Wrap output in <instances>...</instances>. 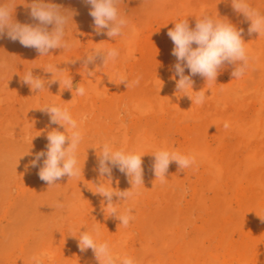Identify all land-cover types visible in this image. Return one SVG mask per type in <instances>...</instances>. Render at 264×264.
I'll list each match as a JSON object with an SVG mask.
<instances>
[{"label": "rangeland", "instance_id": "rangeland-1", "mask_svg": "<svg viewBox=\"0 0 264 264\" xmlns=\"http://www.w3.org/2000/svg\"><path fill=\"white\" fill-rule=\"evenodd\" d=\"M0 2H3V0H0ZM31 2H32V0H15L16 6H15V9L13 12V18L16 21L21 22V23L23 21H27V22L32 21L31 16H30V7H29ZM50 2L55 3L58 6H60L63 10H66V11L72 13V21L70 22L69 31H68L67 36H66V37H68V40L71 39L70 41H71L72 47L69 49H66V50H64L62 48L52 49V50H50L48 55L40 56V54L34 48L24 47L21 44H19V42H18L17 43L18 45H16L18 48L16 47V49L13 53V59H12V64H11L12 66H11V71H10V73H11L10 74V76H11L10 87L12 88L11 91L13 93L11 95H9V99L10 98H13V99L9 100L7 98L8 96H4V94L2 93V92H4V90L2 88V90H3L2 91L1 87H0V93L3 94V95L0 94L2 96V98H0V102H2V103H0V190H1L0 191V264H32L31 258L33 255L41 253L42 252L41 249H43L45 251L47 250V249L42 248V247H40L41 249L36 250V248H38V245H39L38 243L40 242V241H38L39 238L36 235L38 233H41V231H43V232L45 231L44 232L45 234L42 232V235H45L46 237L42 236L41 234L39 235V237H40L39 240H42V239L45 240V241L42 240L43 244L41 241L40 245L42 246V245L47 243L46 241L54 240L55 237H57V234H59L60 237L62 236L61 240L59 237V240L55 239L54 241H51V242H55L57 247H59L60 242L63 241V237H64L63 235L65 232L64 227H60L61 223H67L70 220L71 221L67 224H73L74 225V223H76L75 227H81L78 223H80L79 221H81V223L83 224V221H84L83 227L86 228V231H89V232H92L94 228H96L98 230H99V228L100 229L102 228L101 229L102 232H100V234L103 233V235L101 234V239L103 241H107L110 243L112 241L114 232L117 230V228H115L116 227V224H115L116 219H114L113 216H108L107 211L106 212L104 211L105 207H103V206L100 207V210H101V212L99 213V214H101L100 216H97V215L96 216L95 215L89 216V214H87L90 211H91L90 215L93 214L92 210L94 211V208H95V211L99 210L98 205H96V207L95 206L93 207L94 204L99 203V200L96 197H98L99 199L101 198L100 195H98V194L95 195V198L97 201L90 202L87 200V202H86L87 204L85 203V207H84L86 209L83 210V213L80 212L81 217L79 216V213H78V214H71V215H74V217L73 216L70 217V215H69L70 220H68L67 222H65L63 219H61L62 220V222H61V220L58 217L56 218L57 220L52 219V217H54L58 214L60 207L57 204H53V202H49V203H47V205L45 204L46 205L45 206L43 202L41 203V199L37 198L38 199L37 200L34 197L35 193H37L38 190H40V189L42 190L43 187H49V185L46 182L42 181L38 176L39 168L43 166V158H41V160L38 162L36 167H33L32 161L35 159V154H32V155L25 157L24 155L15 154V152H12L13 150L20 148L21 146L22 147L24 146V147L30 149L31 152H33V148H35V146L39 142H44L45 140H47V133H46L47 130H43V128L40 126L41 123L39 122V120L29 119V122H24L25 120L20 121L17 118L18 110L20 109L21 104L22 103L25 104L26 102H28L30 100L28 98H31V99L35 98L37 101V104L38 105L40 104L38 107H41V106L43 107L44 102L46 101V100L45 101H43V100L48 98V95H53V96L55 95V97L58 96V98H56V100L53 97V99H54L53 104H55V102H56V105H59L61 107H67L70 110V113L72 114L73 118L79 116L78 115L79 109L86 107L88 105L89 100H90L91 101L90 102L91 109H94V110H91V112H93V113H91L90 111H88L86 113L87 114V120H85V121H90L92 118V115H94V114L97 115L98 119L103 120V121H109V119H110L109 118L110 117L109 112L106 109H104V111H103V108H100V107H102L100 99H96V97H94V96H91L89 98L83 97V99H81L82 97L77 95V96H79V97H77V98H79L77 101L76 93L74 92L75 86L78 85L79 83L83 84L84 79L82 80L83 77L77 70H74L73 68L71 69V67L70 68L68 67L67 69H65L66 66L62 65L63 59H66L69 56L71 58V61H72V59L74 57L73 56L74 53H75L74 54L75 55L74 59H75V58H77L76 56L79 55V53H81L80 51L82 48H84V49L90 48L88 41H90L89 39H91V34L95 30L94 24H93V18L89 15L91 6L86 4L84 2V0H50ZM249 3L253 7L259 9L262 13H264V0H249ZM120 8H121V11H125V13L127 14V19L131 23V24H129V26L136 27L135 30L136 31L138 30L136 32V34L133 35V41H132L133 44L130 45V48H133L134 51H132L130 49V52L132 51V53H129V47L126 48V46H123V45L120 46V44H122L120 37H116L115 39H112L103 33L99 36V37H101L100 39H101L102 47L103 48L106 47L104 49H108V48L112 49V48L116 47L115 49H117L118 51L120 50L119 54H121V55H125V54H122L124 52L125 48L128 49V52L126 53V51H125V53L128 56L130 54V57L127 56L128 58L126 57L124 60V57L122 56V60H124V64L126 65V66L124 65L125 68H127L126 73L127 72L128 73L126 76H127V80L129 81L130 86L126 87V83H123V85H121V88H123V86H124L125 87L124 90L129 91V90L134 89V90H137V91H139L141 93H145V94H156L159 96L161 95V97L169 95L171 93L172 89L174 88V86H175V91H177L176 81L172 80V78L174 77V74H175V67L174 66L177 63V59L171 53L172 47L170 48V46L173 42L171 41V39L167 35L169 29L174 28L175 22L186 19L188 21L189 27L194 28L197 19L201 18L203 15H209L213 18H218V17L225 18L226 17L238 29H243L244 42L248 40L251 47L247 48L249 50L250 61H249V66H248L245 74L241 78H239L241 81L232 77L231 73L234 70L235 65H230V64H226L222 67V69L219 71L216 82H206V79L199 76V75L192 76V77H194V79H196V81L198 83H200L199 84L200 86H202L204 88H205V86H208L207 89H209V88L214 89L215 91H213V90L211 91V92H213L212 94L214 96L212 94H210L211 92L210 93L208 92V94H206V95L207 96L209 94L210 95L208 96V99L207 98L205 99V101L202 105H196L195 104L194 106H192L188 110V112H184V114L181 111L179 112V111L173 109V107L171 105L169 107V105H166L167 103H162V106L160 107V109L156 110L157 113H155V111H154V113L150 112L148 114L146 113V114L141 115L139 113H136L135 111H132L131 108L128 106V99L125 96L126 95L125 93H124L125 95L123 98L124 103L122 105L123 115L127 116V121L129 123H131V122L139 123L144 128L151 129L152 131H154L156 133L157 132H164L168 138L169 144L171 143L170 144L171 146L173 144L175 145V146H172L170 151H176V152H179L180 154L187 155V152H186L187 151V148H186L187 143H189V141L191 139L198 137L202 140L204 139V143H206L210 148L214 149L215 155L218 159L219 158L220 159L225 158V159L230 160V161L238 159L242 153V150L240 147V140L241 139L237 135L235 128L233 129L231 127V125L230 126L228 125L227 127H225V124H228L229 122L233 121L234 119H235L234 121H236V120L238 121L241 119L242 120L243 119H253V118L255 119L256 116L264 118V101L261 100L259 97H257V95L255 93V92H257L258 88L260 89V91L264 89V65H263L264 64V45H263L264 44V36L262 37V35H259L258 33H253V34L248 33L250 21L245 20V18L243 17L242 14H238L233 10V8L231 6V0H123V3L120 5ZM25 18H27V19L25 20ZM28 19L29 20L31 19V20L29 21ZM34 23H38V21L33 22V24ZM132 23H133V25H132ZM127 28H125L124 30H126ZM49 30H51V26L49 27ZM72 33H74V34L72 35ZM73 36H75V37H73ZM134 36H135V38H134ZM0 39H2V38H0ZM254 40H255V42H254ZM118 42H120V43H118ZM75 44H78V45L76 46ZM254 45H256V46H254ZM252 48H253V50H252ZM168 52L170 53V55L168 54ZM133 53L134 54L136 53V54L134 55ZM131 54H132V56H131ZM57 55H59V57H56ZM66 55H68V56H66ZM62 56L65 58H63ZM131 58H133V59H131ZM79 59H75L76 61L73 62L74 65L76 64V68H78L80 66L81 61ZM77 63H79V64H77ZM47 64L48 65H50V64L51 65H57V68L59 70H64V71L57 72L54 76H52L53 75L52 73L46 72L44 70L45 68L48 67ZM59 66H61V67H59ZM29 69H32L34 76H39V77L42 76V79L45 78L44 79L45 88L41 89L40 91L35 90L37 93L35 91H33L27 84L23 83L22 77L25 75V73ZM185 71L189 74V70L187 68H185ZM155 74H157V77H154V76H156ZM5 75H6V73L0 71V79ZM161 76L167 77L169 80H171V82H173L172 84L174 86L172 87L171 84L168 86L165 85V87L159 86L156 82H154L156 80L152 81V79H157L158 77L160 78ZM70 77L73 80V89H71V90L66 89L64 83L60 84L59 81H53V79L64 80V79L70 78ZM137 78H139V84L132 86L131 82L135 81ZM46 79H47V81H46ZM204 83H206L207 85ZM237 83H238V85H237ZM107 84H108V90H110L111 92L118 91L120 88L118 85L111 83V82L110 83L108 82ZM232 84H234V85H232ZM229 85H230V87H229ZM247 85L250 87L246 88V87H248ZM231 86H232V89H231ZM244 87H245V89H242ZM253 87L256 88L254 93H253V90H254ZM225 89H226V91H225ZM249 89L252 91V93H250L251 91ZM50 90L52 91V93L50 92ZM28 92L30 94L31 93L32 94L35 93V94L30 95ZM42 93H44V94H42ZM71 93H73V94H71ZM221 93H223V94H221ZM262 93L264 94V91ZM13 94H14V96H13ZM28 94L31 97H29ZM61 94H63V95H61ZM218 94H220L221 96ZM225 94L226 95L230 94V96L228 95V97H227ZM239 94H240V96H239ZM252 94H254V95H252ZM223 97L228 98L229 102H228V100L225 101V99ZM87 98H88V101H87ZM258 99H259V103H258ZM75 100L77 102H74ZM83 100L86 102H83ZM206 100H208V101L206 102ZM260 100L263 102V104ZM92 101H93V103H92ZM72 103H75V104L73 105ZM94 103L96 105H93ZM195 106H196V109H198L197 111H199V112L195 111ZM92 107H95V108H92ZM96 107H98V108H96ZM165 107H166V109H165ZM161 108H163L162 109L163 112L165 111L164 113L162 112ZM193 108H194V111H193ZM95 109H97V110H95ZM174 110L176 112H179V113H175ZM200 110H201V113H200ZM90 113H91V115H90ZM100 113H101V115H100ZM191 113H192V115H191ZM254 113H256V114H254ZM259 113L261 115H259ZM86 114L84 113V116ZM172 114H176V115H172ZM203 114H205L204 115L205 117H203ZM138 115H139V117H138ZM208 116L213 117V119H209ZM206 117H208V118H206ZM225 117H227V118H225ZM249 117H253V118H249ZM197 118L198 119L200 118V119L195 120ZM228 118L230 119L229 121L227 120ZM237 118H239V119H237ZM219 120H222V121H219ZM223 120H225L226 122L224 123ZM36 123H37V125H34ZM21 128L23 130H21ZM26 128H27V130H26ZM39 128H41V129H39ZM17 129H18V131H17ZM232 130H234L235 132ZM251 139H253V140L252 141L250 139H247V140H249L250 141L249 143L250 144L252 143V146H254L257 143V141L255 138H251ZM246 142L248 143V141H246ZM33 143H34V145H33ZM237 144H238V146H237ZM250 144H249V146H251ZM183 145H185V147ZM173 147H174V149H173ZM175 147H177V148H175ZM184 148L186 151L184 150ZM188 154H190V153L188 152ZM230 155H231V157H230ZM230 158H232V159H230ZM174 163L175 162L170 163L168 171H169V173L174 174L177 177V179H179V181H180L179 182L180 195H179V198L177 199L176 203L174 202L173 204H171V202L170 203L164 202V204H166V205L171 204V206L173 208L175 207L174 210L176 212V217L178 216L179 221H181V223L183 224L182 228L183 229L186 228L184 231L187 230L188 234H189V232L193 228L203 230L202 238H203L205 245L208 248H210V249H212V250H214L220 254H224V255L227 254V252H229V249H231L230 247H232L233 244L237 242V240L240 241L241 239L244 238L243 234L247 233L246 230L248 229V227H246L247 222L253 218V213L251 211H248L247 209H246L247 211L245 210V212H248V214H249V212H251L249 214V217L246 214H244L245 212L243 210L244 206H243L242 202L244 200H246L249 197V195L252 194L254 191L252 185L247 180L248 178H246V177L250 176L251 172L254 169H252V167L249 168V170L250 169L251 170L244 173L247 176L244 175L245 176L244 177L242 175L243 178H238L239 181H238V179H233L232 177H227V176L222 177L218 182V183H220V187H219L218 183L208 184V183H210L207 179L208 175L206 173V170L204 169L203 164L202 163L199 164L200 163L199 161H197V163H195L191 167L184 169L185 171L181 170L179 168V166L177 165V163H175V164ZM178 169H180L179 173H177ZM255 169L256 170H262V169H264V167L258 166V167H255ZM186 176H188V177H186ZM244 178L246 180H244ZM184 181H185V184H187V185L184 184ZM220 181H223L222 187H221ZM1 185H3V186H1ZM184 185H185V187H184ZM205 185H207V186L210 185L211 187L216 186V188H214L216 190H214L212 188V190L209 191L208 189L210 187L207 189ZM203 186H205V187L202 188ZM182 187H183V189H182ZM4 188H7L6 192L3 191ZM200 188H201V190H203V191L205 190V191L204 192H202L201 190L199 191ZM217 188H220L221 190H218ZM225 188L227 190V193L225 192L226 191ZM232 188L234 190H232ZM238 188H240V189H238ZM235 189H237L239 191L236 192ZM240 190H241V192L244 191L242 193L243 196H242V194H240L241 196L239 194H237L238 192H240ZM194 191H196V192H194ZM206 191H209V192L206 193ZM220 191H222V194ZM39 192H41V191H39ZM217 193H220L223 196L224 202H227L226 205L224 206V208L221 210V212L224 210L223 213H220L219 210H217L215 205H214V200H215L214 195H216ZM224 193H226V194H224ZM196 194H198V195H196ZM211 194L213 197H211ZM199 195H201V197H200L201 199L199 198ZM181 196H183V197H181ZM238 196H239L240 200L237 199ZM148 197H145L147 199L146 200L144 199L145 200L144 203L150 204V202H151L150 205L152 207L154 206L155 208H157L158 204H160L161 201H159V199L156 201H154V200L152 201V199H149ZM180 197L182 198V200ZM197 197H198V199H197ZM225 198H228V199H225ZM202 199H203V201L201 202ZM33 200H35L34 202H36V203H34ZM149 200H150V202H149ZM113 201H114V198H113ZM196 201L200 202V203H197ZM162 203H163V201H162ZM1 206H3V207H1ZM211 206H213V207H211ZM90 208H92V209H90ZM204 208H206V209H204ZM234 208L236 209L235 210L236 212L234 211ZM87 209H90L89 212ZM226 209L227 210L229 209V210L226 211ZM232 209L234 212H232ZM241 209H242V211H240ZM191 210H192V212H190ZM237 210H238V213H237ZM229 211H231L232 214ZM217 212H219V213H217ZM30 213H32V214L30 215ZM177 213H179V214H177ZM189 213H192L191 217H189ZM261 213L258 215V218H262L264 220V215H263L264 212L262 214ZM218 214H220V215H218ZM230 214H231V216H230ZM237 214L239 215V217L236 216ZM211 216H212V218H210ZM246 216L248 218H250V217H252V218L249 220L248 218H246ZM49 217H51V218L49 219ZM66 217H68V216H66ZM69 217H68V219H69ZM213 217H215L216 220ZM39 218H42V219L40 220ZM64 219L66 220L67 218H64ZM83 219H85V220H83ZM209 219H210V221H209ZM246 219H248V221ZM45 220H50L53 222H51V224H50V222L47 223L48 221L45 222ZM95 220H97V222ZM223 220H225V222ZM228 220L231 221V222H229L231 224L227 225ZM40 221H44V223H47L48 226H46V227H49V229L46 228V230H45V228H42L43 224H41ZM196 222H198V223H196ZM54 223H56V224H54ZM38 224L42 227L41 228L37 227ZM232 224H235L236 226L235 225L233 226ZM243 224H246V225H243ZM255 224H257V223H255ZM225 225H227V228H225L226 230H224ZM231 225L233 226L232 229H230ZM104 226H108V228H104ZM208 226L212 227L210 229V231L207 230ZM256 226L257 227H254V230L256 232L264 231V227L262 226V223H259V220H258V224ZM56 227H58V229L60 227V230L62 228L63 232H60V233L55 232L54 229ZM128 227L130 229L132 228L131 230L134 233L136 232L138 234L141 232L140 227L136 228L135 226H132L130 223H129ZM128 227H126V228L129 229ZM152 227H153V229H152ZM237 227L240 229H238ZM243 227L244 228L246 227L247 229L245 228V231H244ZM39 228L42 229V230H40V232H39ZM145 228H146L147 236L151 239V241L153 240L152 243L154 245H156V243L157 244L159 243L158 244L159 246H157V248L160 249L163 253L165 252L166 256L170 255V254H166V253H168L170 251L174 252V250L171 249V248H174L173 241H171L167 245H164L163 243L158 241L159 235H158L157 227H154V225H151V227H145ZM174 228H175V230H174ZM174 228H172L174 231L171 229L172 235L170 234V236H172V239H173V235L176 236V235L181 234L184 236L185 232L182 231L179 233L180 230L176 227H174ZM236 228H237V230L233 231ZM154 229H156V230H154ZM19 230H20V232H19ZM101 230H99V231H101ZM155 231H156V233H154ZM172 231L174 234L172 233ZM229 231H231V232L229 233ZM232 231H233V233H232ZM211 232H213L212 233L213 236H212ZM33 233H35V234H33ZM207 233H208V235H207ZM223 233H225L227 235L230 234V236L227 237L228 240L225 242V244H223V242L221 241V234H223ZM235 234H236V236H234ZM48 235H49V237H48ZM238 235H239V237L242 235L243 236H242V238L238 237L239 239H237ZM50 236L53 238H51ZM185 236H187V233L185 234ZM205 236H207V237H205ZM32 237L35 239H33ZM42 237H44V238H42ZM47 237L49 238V240ZM210 237H211V239H210ZM217 237H219V238H217ZM56 240H58L59 243H57ZM156 240H157V242H156ZM212 240H213V242H212ZM128 244L131 245V242L129 241ZM160 244H162L163 246H161ZM169 245H170V247H167ZM35 246H36V248H35ZM71 246L74 248V244H72ZM160 246L162 247V249L160 248ZM171 246H173V247H171ZM72 247L69 250L68 254H71L69 256H68V254L63 255L61 253H56V255H55L53 253L52 254L48 253V255L49 254L51 255L50 259H45L44 264H60V261H61L60 258H62V259L64 258V260H65V257H68L66 259V261L69 260V257H71L75 252V250H74L75 248L73 249ZM226 247L228 248V250ZM169 248H170V251H169ZM163 249H165V250H163ZM172 252H170V253L172 254ZM153 256H155V255H153ZM66 261L64 262L65 264L68 263V262L66 263Z\"/></svg>", "mask_w": 264, "mask_h": 264}, {"label": "bare ground", "instance_id": "bare-ground-1", "mask_svg": "<svg viewBox=\"0 0 264 264\" xmlns=\"http://www.w3.org/2000/svg\"><path fill=\"white\" fill-rule=\"evenodd\" d=\"M26 19L27 18H25V20ZM33 22H37V21L32 19V21H30V22L23 21L22 23L33 24ZM129 24H131V23H129ZM132 25H133V23H132ZM132 28L136 29V27L129 26L126 30H124V35L120 36V39L122 41V44H120V46L123 45V46H126V48L129 47V53H132V51H134L133 48H130V45L133 44L132 43L133 33L131 31ZM73 34L74 33H72V35ZM100 35L101 34L98 35L96 33V31L94 30V32L91 34V39H89L90 41H88L90 48L89 49L82 48L83 50L81 49V51H80L81 53H79V55L76 56L77 58H75V59L80 58L79 60L81 61V62L79 61L80 66L79 67L77 66L78 68H76V64L75 65L73 64V62L76 61L74 59L75 53L73 54L74 60L72 59V61H71V58L68 55H66V56H68L67 57L68 59L67 58L63 59V64L62 63L61 64L66 66L65 69H67L68 67L69 68L71 67V69L73 68L74 70H77L82 75V77H83L82 80L84 79V82H83V84H81V86L86 89V94L84 96H81L82 97L81 99H83V97L89 98L91 96L96 97V99H100L101 106H102L100 108H103V111H104V109H106L109 112V116H110L109 118L110 119H109V121H103V120L98 119L97 115L94 114V115H92V118L90 121H84L82 124H80L81 130L83 132V140H82V142L79 146V149H78V161H79V167L81 168V174L75 178H69L68 176H65V177L59 179L58 181H56L57 184L51 185L49 187H43L42 190L41 189L38 190L39 189L38 188L37 189L38 192L35 193L34 197L36 199L37 198L41 199V203L43 202L44 205L45 204L47 205V203H49V202H53V204H57V205L62 204L63 205L62 207L59 206L60 209H59L58 214H57L58 216L56 215V216L52 217V219L55 220L58 217L60 220L63 219L65 222H67L68 220H70V217H72V216L74 217V215H71V214H78L79 213V216H80V212L83 213V210L86 209L84 207H85V203L87 202V200L90 202H92V201L95 202V201H97L96 200V198H97L99 200V203L94 204L93 207L94 206L96 207V205H98L99 210H100V207H102V206L105 207V205L107 203L105 198H103L102 196H100L101 197L100 199L98 197L95 198L96 194L94 192L96 191V185L103 183L105 187H109L111 184V186L113 188H117L121 191L130 190L131 184L129 182V178L124 173H121L120 171H118L116 168H113L112 175H111V182L108 181L109 177H107L106 175L104 177H101L99 172H98V155L100 154L101 146L105 142H110L114 146V148H116V149H123V150L129 151V152L134 151V152H137L138 154L143 155L142 156V162H143L142 167L144 170L143 171V183H144V185L139 186V188L132 189L134 192H136L138 194L135 195L133 198L127 200V201H123L119 197H115V196L113 197L114 198L113 203L117 204L116 206H117L119 212L123 213L125 211V209H128V208L132 209L131 214L134 216V219L130 221V224L132 226H135L136 228L140 227V231H141L140 233L137 234L136 232L134 233L131 230L132 228L130 229L128 227L129 229H127L123 225H119L120 221L113 216L114 219H116V223H115L116 227L115 228H117V230L114 232L111 243L110 242H108V243H110V245H116L115 250L119 254L132 257L135 261V264H264V231L256 232L254 230V227H257L256 225L258 224V220H259V223H262V226L264 227V220L262 218H258V215L264 210V169H262V170H256L255 169V167H258V166L264 167V118L256 116L257 118L255 117V119L253 117H249V118H253V119H243V120L241 119L238 121L237 120L234 121L235 119L234 120L232 119L233 121H231L227 124L229 126L231 125V127L233 129L235 128L237 135L241 139L240 140V147H241L242 153H241V156L236 160L230 161V160H227L225 158H223V159L219 158L218 159L215 155L214 149L210 148L206 143H204V139L202 140L198 137L191 139L189 141V143H187V146H186L187 151L184 148V150L187 152V154H188V152L196 154V160L200 162L199 164H201V163L203 164L204 169L206 170V173L208 175L207 179L210 182L208 184L218 183L222 177H226V176L232 177L233 179L243 178L242 175L243 176L246 175L244 173L251 170V169L249 170V168L252 167V169H254L251 172L250 176L246 177V178H248L247 180L252 185L254 191L252 194L249 195V197L246 200H244L242 202V204L245 208V209L243 208L244 212L247 209L248 211H251L253 213V218L252 217L248 218L249 214L251 212H249V214H248V212L244 213L248 216V217L246 216V218H248L249 220L252 218L250 221H248V219H246L248 221L247 226H246V227H248V229L245 227L247 229L246 230L247 233L243 234L244 235L243 239H241L240 241L237 240V242L234 243L233 246L231 245L232 247H230L231 249H229V252H227V254H225V255L220 254V253L208 248L205 245L203 238H202L203 230L193 228L188 234L187 230L184 231L186 228H184V229L182 228L183 224L181 223V221H179L178 216L176 217V212L174 210L175 207L173 208L171 206V204H173L174 202L176 203V201L180 195V185H179L180 181H179V179H177V177L174 174H171V173H169V171H167L166 182L161 183L160 180L156 179V177L154 175V171H153L154 153L161 148H164V149H167L170 151L172 146H175V145L173 144L171 146L170 145L171 143L169 144L168 138L164 132H157L156 133V132L152 131L151 129L144 128L139 123H136V122L129 123L127 121V116H124L123 112H122V105L124 103L123 98H124L125 94H126L125 96L128 99V106L131 108V110L135 111L136 113H139L141 115L146 114V113L148 114L150 112L154 113V111H155V113H157L156 110L160 109V107L162 106V103H167L166 105H169V107L171 105L173 107V109H175L179 112L181 111L184 114V112H188V110L192 106H194L195 103H193L192 100L187 95H184V93H182V92L178 93V90L175 91V86L172 84L173 82H171V80H169L167 77L161 76L160 78L158 77L157 79H152V81L156 80L154 82H156L159 86L165 87V85L168 86L170 84L172 87L174 86L171 93L167 96H164V97H161V95L159 96L156 94L141 93V92L134 90V89L129 90V91L124 90L125 89L124 86H123V88H121V85H123V83L119 84L117 77L119 74L127 75V73H128V72L126 73L127 68H125L126 65L124 64V60L128 56L126 54L128 52V49H126V48L124 49V52L122 53L125 55L119 54L118 58L115 61H109L107 64L103 65L102 58L97 57L95 59V61L93 63L88 64L87 68H86L85 63H84V61L86 59L85 54L90 53L91 50H93V49H97V48L104 49V48H106V47H104V48L102 47V43H101V39H100L101 37H99ZM263 36L264 35H262V37ZM73 37H75V36H73ZM134 38H135V36H134ZM66 39L68 40V37H66ZM70 40L71 39H69L68 41L71 43ZM243 40H244V37H243ZM254 42H255V40H254ZM17 43H18V41L14 42V41L10 40L6 34L2 39H0V71L6 73V75L0 79V87H1V90L3 88L4 92H2V93L4 94V96H8L7 97L8 99H9V95H11L13 93L11 91L12 88L10 87V85H11V83H10V79H11L10 71H11V66H12L11 64H12V59H13V53L17 47L16 45H18ZM118 43H120V42H118ZM75 45L77 46L78 44H75ZM195 46L196 45L194 44L193 47H195ZM254 46H256V45H254ZM171 47L173 50V47H174L173 43L171 44L170 48ZM245 47L246 48L251 47L248 40L245 41ZM130 49L132 50L131 52H130ZM252 50H253V48H252ZM125 51H126V53H125ZM168 54L170 55L169 52H168ZM122 56L124 57V60H122ZM131 56H132V54H131ZM56 57H59V55H57ZM128 57H130V54ZM63 58H65V57H63ZM131 59H133V58H131ZM77 64H79V63H77ZM59 67H61V66H59ZM88 71L93 72L92 76L88 75ZM184 74L189 75L186 71ZM155 75L156 76H154V77H157V74H155ZM41 78H42V76H41ZM178 79H179V77L176 76V74H174V77L172 78V80L177 81ZM192 80L194 81L193 91L203 90L206 92V94H208V92L210 93L212 90L215 91L214 89H211V88L207 89L208 86H205V88L200 86L199 85L200 83H198L196 81V79H194V77H192ZM238 80H240V79H238ZM46 81H47V79H46ZM108 82L109 83L111 82V83L118 85L120 87L119 90L115 91V92L114 91L111 92L110 90H108V84H107ZM204 84H206V83H204ZM230 85H229V87H230ZM232 85H234V84H232ZM237 85H238V83H237ZM249 87L250 86H248L246 88H249ZM231 89H232V86H231ZM242 89H245V87ZM253 89H254L253 90V93H254L256 88L253 87ZM225 91H226V89H225ZM263 91H264V89L260 91V89L258 88L257 92H255V93H256L257 97H259L261 100L264 101V94L262 93ZM50 92L52 93L51 90H50ZM2 93H0V94H2ZM73 93H71V94H73ZM212 93L213 92H211L210 94H212ZM250 93H252V91ZM29 94H28V96L31 97L30 95H34L35 93H33V94L31 93L30 95ZM42 94H44V93H42ZM221 94H223V93H221ZM61 95H63V94H61ZM188 95H190L194 99L196 93L192 92L191 89H189ZM218 95H220V94H218ZM228 95L230 96V94H228ZM228 95H226V96L228 97ZM252 95H254V94H252ZM13 96H14V94H13ZM208 96L206 97L207 99H208ZM239 96H240V94H239ZM53 97L55 100H56V98H58V96L55 97V95L54 96L48 95V98L43 100V101L46 100L44 102L43 107L42 106L38 107L40 104L39 105L37 104V101L35 98H32V99L28 98V99H30L28 102L25 101L26 102L25 104L24 103L21 104L20 109L18 110L17 118L20 121L25 120L24 122H29V119L39 120V122L41 123L40 126L43 128V130H47V132L45 131L47 134L50 131H52L53 129L64 132L65 129L62 126L50 123L49 115L45 111L41 110V109L53 104V100H54ZM77 97H79V96L76 95V99L78 101L79 98H77ZM0 98H2V96ZM88 98H87V101H88ZM223 98L225 99V101L228 100V98H225V97H223ZM11 99H13V98H10L9 100H11ZM77 101L75 100L74 102H77ZM207 101L208 100H206V102ZM83 102H86V101L83 100ZM90 102L91 101L89 100L88 105L86 107L79 109V111H78L79 116L78 117H74V119H76L78 123L80 122L81 117L84 116V113L86 114L88 111L91 112V110H94V109H91ZM228 102H229V100H228ZM0 103H2V102H0ZM92 103H93V101H92ZM258 103H259V99H258ZM72 104L74 105L75 103H72ZM262 104H263V102H262ZM55 105H56V102H55ZM93 105H96V104L94 103ZM92 108H95V107H92ZM96 108H98V107H96ZM162 109L163 108H161V110ZM165 109H166V107H165ZM95 110H97V109H95ZM197 110L198 109H196V106H195V111H197ZM193 111H194V108H193ZM162 112H163V110H162ZM179 112L175 111V113H179ZM197 112H199V111H197ZM91 113H93V112H91ZM91 113H90V115H91ZM200 113H201V110H200ZM260 113H259V115H261ZM254 114H256V113H254ZM100 115H101V113H100ZM172 115H176V114H172ZM191 115H192V113H191ZM204 115L205 114H203V117H205ZM86 116H87V114H86ZM138 117H139V115H138ZM208 117H206V118H208ZM225 118H227V117H225ZM199 119L197 118L195 120H199ZM209 119H213V117H209ZM237 119H239V118H237ZM227 120L229 121L230 119L228 118ZM219 121H222V120H219ZM223 122L225 123L226 121L223 120ZM34 125H37V123ZM39 129H41V128H39ZM21 130H23V129L21 128ZM26 130H27V128H26ZM17 131H18V129H17ZM232 131H234V130H232ZM251 138H255L257 141V143L254 146H252V143L250 144L249 143L250 141L247 140V139H250L252 141L253 139H251ZM246 141H248V143ZM47 144H48V140H45L44 142H39L37 145L35 144L36 146H35V148H33V152H31L30 149H28L24 146L23 147L21 146L22 148L20 147L16 150H13L12 152H15V154L24 155L26 157V156L36 154V153L41 152V151H46V145ZM249 144L251 146H249ZM33 145H34V143H33ZM183 146L185 147V145H183ZM237 146H238V144H237ZM175 148H177V147H175ZM173 149H174V147H173ZM230 157H231V155H230ZM230 159H232V158H230ZM197 161H196V163H197ZM179 171H180V169L177 170V173H179ZM186 177H188V176H186ZM244 180H246V179L244 178ZM238 181H239V179H238ZM220 182H221V187H222L223 181H220ZM184 184H185V181H184ZM218 184L220 187V183H218ZM185 185H187V184H185ZM185 185H184V187H185ZM1 186H3V185H1ZM205 186L207 189L209 187L211 188V189L210 188L208 189L209 191H211L212 188L213 189L216 188V186L215 187L214 186L211 187L210 185L209 186L205 185ZM205 186H203L202 188H204ZM182 189H183V187H182ZM217 189L221 190L220 188H217ZM238 189H240V188H238ZM6 190H7V188H4L3 191L6 192ZM200 190H201V188L199 189V191ZM214 190H216V189H214ZM225 190H226V188H225ZM232 190H234V189L232 188ZM235 190H236V192L239 191L237 189H235ZM39 191H41V192H39ZM201 191L204 192L205 190L204 191L201 190ZM209 191H206V193ZM222 191H220L221 194H222ZM194 192H196V191H194ZM225 192L227 193V190ZM240 192H241V190H240ZM240 192H238L237 194L240 195L244 191H242L241 193ZM226 193H224V194H226ZM221 194L217 193L216 195H214V197H215L214 205H215L216 209L219 210L220 213H223L224 210L222 212H221V210L224 208V206L226 205L227 202H224L223 196ZM196 195H198V194H196ZM242 196H243V194H242ZM145 197L152 199V201L153 200L156 201L159 199V201H161V202H160V204H158V207L155 208L154 206L152 207L150 205L151 204L150 200H149L150 204L144 203V201L147 199ZM181 197H183V196H181ZM200 197H201V195H199V198ZM211 197H213L212 194H211ZM228 198H225V199H228ZM197 199H198V197H197ZM237 199L240 200L239 196L237 197ZM181 200H182V198H181ZM34 201L35 200H33V202ZM162 201H163V203H162ZM202 201H203V199L201 200V202ZM164 202H167V203L171 202V204L166 205V204H164ZM34 203H36V202H34ZM197 203H200V202H197ZM3 206H1V207H3ZM211 207H213V206H211ZM90 209H92V208H90ZM90 209H87L88 212ZM204 209H206V208H204ZM99 210L95 211V208H94V211L92 210L93 214L90 215L91 211L87 214H89V216H93V215L100 216L101 214H99V213L101 212V210L100 211ZM228 210L226 209V211H228ZM235 210L236 209L234 208V211ZM234 211L232 209V212H234ZM240 211H242V209ZM190 212H192V210ZM219 212H217V213H219ZM229 212H231V211H229ZM232 212H231V214H232ZM237 213H238V210H237ZM31 214L32 213H30V215ZM177 214H179V213H177ZM231 214H230V216H231ZM69 215H70V217H69ZM218 215H220V214H218ZM66 216H68L69 219ZM191 216H192V213H189V217H191ZM236 216L239 217L238 214ZM50 218L51 217H49V219ZM64 218H67V219L65 220ZM210 218H212V216ZM213 218H215V217H213ZM39 219L41 220L42 218H39ZM83 220H85V219H83ZM215 220H216V218H215ZM95 221L97 222V220H95ZM209 221H210V219H209ZM223 221L225 222V220H223ZM45 222H47V223L50 222V224H51V222H53V221L45 220ZM61 222H62V220H61ZM69 222H67V223H69ZM79 222L80 223H78V224L81 227H75L76 223H74V225L73 224H67V223H61L60 227H64L65 232L63 235L64 236L63 241L60 242L59 247H57L55 242H51V241H54L55 239L59 240V237H60L59 234H57L58 238L55 237V239L51 240V241L49 240V238H48L49 235H48L47 238L49 241H46L47 243L41 246L40 243L42 240H44V239H42L44 237L41 238L42 240H39L40 239L39 235L40 234L42 235V232H43V231H41V233H38L36 235L39 238L38 241H40L38 243L39 244L38 248H36V246H35L36 250L37 249L39 250V249H41L40 247H42V248H45L47 250L45 251V250L41 249V251L42 252L44 251L47 254L53 253L56 255V253H61L63 255H65V254L67 255L69 253L70 248L72 247L71 245L74 244L75 249L72 247L75 250L74 254L71 257H69V260H67V261H66V259L68 257H65V260H64V258L63 259L60 258V260H61L60 264H65L64 263L65 261H66V263L68 262L67 264H99V262L95 259L94 253L91 249H88L85 252H81L79 247H78V239H79L80 232L86 231V228L83 227L84 221H83V224L81 223V221H79ZM229 222H231V221L228 220L227 225L231 224ZM40 223L43 224L42 225L43 227L39 225ZM40 223L38 224L37 227L45 228V230H46V228L49 229V227H46V226H48L47 223H44V221H40ZM196 223H198V222H196ZM255 223H257V224H255ZM54 224H56V223H54ZM151 225H154V227H157L158 235H159L158 241H160L164 245H167L171 241H173L174 248H171V249H173L174 252L170 251V248H169V251L172 252V254L170 252H168L166 254H170V255L166 256L165 252L163 253L160 249L157 248V246H159L158 245L159 243L158 244L156 243V245H154L152 243L153 240L151 241V239L147 236L146 228H145V227H151ZM227 225H225L224 230H226L225 228H227ZM232 225L234 226L235 224H232ZM232 225H231L230 229H232V227H233ZM243 225H246V224H243ZM108 226H104V228H108ZM60 227H59V229H58V227H56L54 229L55 232H59V233L63 232L62 231L63 229L61 228V230H60ZM174 227H176L180 230L179 233L182 231L185 232L184 236L181 234L176 235V236L173 235V239H172V236H170V234H171V229ZM40 228H39V232H40V230H42ZM211 228L212 227L208 226L207 230L210 231ZM237 228L233 231H236ZM245 228H244V231H245ZM101 229L99 228V230H101ZM152 229H153V227H152ZM238 229H240V228H238ZM154 230H156V229H154ZM174 230H175V228H174ZM173 231H172V233H173ZM233 231H232V233H233ZM19 232H20V230H19ZM99 232H102V230ZM213 232H211V234ZM230 232L231 231H229V233ZM154 233H156V231ZM186 233H187V236H185ZM33 234H35V233H33ZM101 234L103 235V233H101ZM207 235H208V233H207ZM42 236H45V235H42ZM212 236H213V234H212ZM229 236H230V234L229 235H227L225 233L221 234V241L223 242V244H225V242L228 240L227 237H229ZM234 236H236V234ZM242 236L239 237V235H238L237 239L242 238ZM61 237H60V240H61ZM205 237H207V236H205ZM219 237H217V238H219ZM51 238H53V237H51ZM33 239H35V238H33ZM210 239H211V237H210ZM58 240H56L57 243H59ZM213 240H212V242H213ZM129 241L131 242V245L128 244ZM156 242H157V240H156ZM42 244H43V241H42ZM160 245L163 246L162 244H160ZM161 246H160V248L162 249ZM173 246H171V247H173ZM167 247H170V245ZM163 250H165V249H163ZM227 250H228V248H227ZM50 254H49V256H51ZM69 255H71V254H68V256ZM151 255L152 256L155 255V256H153L154 258Z\"/></svg>", "mask_w": 264, "mask_h": 264}, {"label": "clouds", "instance_id": "clouds-1", "mask_svg": "<svg viewBox=\"0 0 264 264\" xmlns=\"http://www.w3.org/2000/svg\"><path fill=\"white\" fill-rule=\"evenodd\" d=\"M91 6L89 15L93 18L94 29L97 34H106L109 38L115 39L124 35V29L129 27V20L125 11H121L120 5L123 0H84ZM15 0H3L0 2V38L5 34L12 41H18L22 46L34 48L40 56H46L50 50L62 48L64 50L72 47L66 39L69 31L72 13L63 10L60 6L50 2V0H32L30 16L38 21L35 24L21 23L13 18ZM233 10L242 14L245 20L250 21L248 33H258L264 35V13L253 7L249 0H231ZM51 26V30H49ZM133 35L136 34L135 28L131 29ZM168 37L174 44L172 55L176 57L175 74L179 77L176 81L178 93L187 95L193 103L202 105L206 99V92L203 90L193 91L192 76L199 75L206 79V82H216L219 71L226 64L235 65L231 75L233 78H241L250 61L249 50L245 47L243 40V29H238L226 17L213 18L203 15L197 19L195 27L190 28L186 19L175 22L174 28L169 29ZM196 45L193 47V45ZM119 56V51L112 49H93L85 54V66L93 63L97 57L102 58L103 65L109 61H115ZM185 68L189 70V75H185ZM46 72L53 76L59 70L57 65H48ZM93 72L88 71L92 76ZM119 84L126 83L129 87L127 76L119 74L117 77ZM23 83L35 90L45 88V81L34 76L32 69H29L22 77ZM64 83L66 89H73L72 78L53 79ZM139 78L131 82V85H138ZM195 92V98L188 95V90ZM76 95L84 96L86 89L78 84L75 86ZM49 117L50 123L62 126L65 131L53 129L47 134L48 144L46 151L35 154L32 166L36 167L43 158V166L39 168V178L49 186L57 184L56 181L68 176L69 178L78 177L81 168L78 161V149L83 140V132L80 124L87 120V116H82L78 123L73 118L67 107L51 104L43 109ZM228 125L225 124V127ZM67 145V146H66ZM142 156L137 152H129L123 149H116L110 142H105L101 146L98 155V172L101 177H109L113 168L124 173L131 184L130 190H119L110 184L105 187L103 183L96 185L95 194L105 198L107 201L104 211L108 216H114L120 221L119 225L128 227L134 216L132 209H125L119 212L117 204L113 203V197H119L123 201L133 198L138 193L132 189L139 188L143 183ZM175 162L181 170L187 169L196 163V154H180L176 151H169L161 148L154 153L153 171L156 179L165 183L170 163ZM62 207L63 205H58ZM94 233V234H93ZM78 247L81 252L91 249L95 259L99 264H135L132 257L119 254L115 249L116 245H110L101 239L98 229L92 232H80ZM32 264H44L45 259L50 256L41 252L32 256Z\"/></svg>", "mask_w": 264, "mask_h": 264}]
</instances>
